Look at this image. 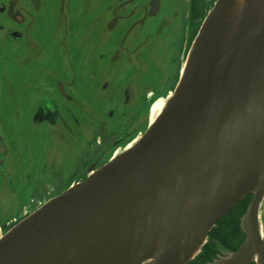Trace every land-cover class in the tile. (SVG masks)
Returning a JSON list of instances; mask_svg holds the SVG:
<instances>
[{"label":"water","instance_id":"obj_1","mask_svg":"<svg viewBox=\"0 0 264 264\" xmlns=\"http://www.w3.org/2000/svg\"><path fill=\"white\" fill-rule=\"evenodd\" d=\"M149 123L127 151L13 225L0 264H187L249 195L247 237L220 264H264V0L215 2Z\"/></svg>","mask_w":264,"mask_h":264},{"label":"flooded vegetation","instance_id":"obj_2","mask_svg":"<svg viewBox=\"0 0 264 264\" xmlns=\"http://www.w3.org/2000/svg\"><path fill=\"white\" fill-rule=\"evenodd\" d=\"M214 1L0 0V184L27 164L34 180L56 164L79 171V181L115 140L144 133L152 76L178 61L182 30L191 35ZM244 204L229 243L221 220L188 264H220L238 251Z\"/></svg>","mask_w":264,"mask_h":264},{"label":"rangeland","instance_id":"obj_3","mask_svg":"<svg viewBox=\"0 0 264 264\" xmlns=\"http://www.w3.org/2000/svg\"><path fill=\"white\" fill-rule=\"evenodd\" d=\"M206 14H207L206 10H204V12L202 10V14H199V16L197 18L196 30L193 31V33H191V35L188 36V32H187L186 33L187 36H186L184 34L185 30H182L183 32H182V39H181V48H180V53L178 54L179 56L177 58L178 61L176 62V60H174L175 59L174 57H172L167 62L164 60L163 61L164 67H165L164 71L161 72V70H160L159 73H155L152 76L154 89H152L151 90L152 93L149 94V98H151V102H149L148 110H147V113L145 116V119H147L148 123L150 121L149 108H150L151 104L153 103V99L155 97H158L159 95L168 94L172 89L175 88V86L178 82V79H179L182 64H183L184 60L186 59V56H187V53H188V50L191 46L192 41L194 40L195 36L198 33L197 31H198V28L200 25L199 23L202 21V19L205 17ZM183 28L184 27L182 25L181 29H183ZM183 39H185V41ZM184 43H186V46H187L186 50H184ZM180 55H181V58H180ZM147 122H145L144 124H146ZM141 129H142V127L140 128V132H141ZM140 132H138V134ZM132 138L133 137L125 138L124 140L125 141L128 139L132 140ZM134 138H136V137H134ZM114 142L112 144L113 148L118 147L119 142H117V143H114ZM49 151H53V150L51 149ZM111 153H112V150H110L109 154L102 156V159H101L102 162L100 161L102 164V165L100 164L101 166H103L107 162V160L111 156ZM92 160H93V157L90 160H88L87 162L90 163V162H92ZM52 162H56L54 157H52ZM87 166L88 165H86V167ZM31 167H32L31 165L27 164L26 167H23L22 171L19 170V169H21L20 165L13 167L12 169L10 168V170H11L10 171V177L12 179V182L9 181V183L5 186H3V184H0V226L2 228L1 232L3 230H6L5 232H7L20 219L25 217L28 212H31L34 209H36L47 198H49L51 196L55 197V196L59 195L62 191L67 189L71 184L77 182L78 179L81 177V176L80 177H77V176L74 177V175H73L75 173L74 171H70L71 169L65 170L64 165H56L55 164L53 166V170H51V171H42V172L39 171L38 172L39 174L37 175V177L34 180L33 175L30 176L31 170H32ZM15 168L19 170L18 173L14 172ZM98 168H95V170H97ZM77 169H78V167L75 170H77ZM75 174H79V171L76 172ZM85 174L87 175L86 171H85L84 175L82 174V178L85 176ZM42 178L49 179L51 184L45 185L46 180H42ZM244 201H247L246 198L241 199L235 205H233L227 211V213L222 217V219L220 218L218 220L216 225L218 223L220 224L221 220H224L229 215L234 214V212H237L238 209L240 208V205ZM237 221H239V220H237ZM214 228L215 227H213L211 229V231ZM240 229L242 232L243 229L241 228V225H240ZM235 230H236V228L231 229V231L224 234L225 236H223L222 233L220 231H218L220 233L219 238L222 239V241H224L222 243L228 244L229 243L228 236H230V234H232V233L234 234ZM207 239H208V237H207ZM206 243H207V240H206ZM205 244L203 245L201 251L204 249V247H206ZM201 251H200V253H201ZM232 254L233 253H231L229 256H223L222 259L226 260ZM194 259H192L191 261H193Z\"/></svg>","mask_w":264,"mask_h":264},{"label":"bare ground","instance_id":"obj_4","mask_svg":"<svg viewBox=\"0 0 264 264\" xmlns=\"http://www.w3.org/2000/svg\"><path fill=\"white\" fill-rule=\"evenodd\" d=\"M217 0L214 1L213 5L215 4ZM236 6V3H234V7ZM213 6L207 11V14L205 15V17L202 19V21L199 23V28L200 29L202 23L204 22L206 16L208 15V13L212 10ZM185 64H186V59L184 60L181 70H180V75L179 77L182 75L183 70L185 68ZM173 90L172 89L168 94H163V95H159L158 97H155L153 99V103L151 104L150 108H149V117H150V123H149V127L154 123L155 119L159 116L161 110L163 109V107L167 104V102L169 101L170 97L173 95ZM150 102H151V98H150ZM146 131V129L144 130V132ZM141 135H143V133H139L138 136L136 138H132V140H129L125 145H119L118 147H116L112 153L111 156L109 157V159L107 160V162L112 161L113 159H115L117 156H119L120 154H122L123 152L127 151L131 146H133L137 140L141 137ZM106 162V163H107ZM93 173L89 172L87 176L91 175ZM85 178L71 184L69 187H72L73 185H76L77 183H80L84 180ZM54 196H51L49 198H47L43 203H41L38 207L42 206L44 203H46L49 199L53 198ZM37 207V208H38ZM36 208V209H37ZM36 209H34L31 212H28L26 214L25 217H27L29 214H31L32 212H34ZM25 217H23L22 219H24ZM20 219V220H22ZM19 220V221H20ZM18 221V222H19ZM17 222V223H18ZM16 223V224H17ZM257 227L259 229V237L261 240V243L264 244V197L260 202V206L258 207V224ZM1 226H0V238L6 233V230H3L1 232Z\"/></svg>","mask_w":264,"mask_h":264},{"label":"trees","instance_id":"obj_5","mask_svg":"<svg viewBox=\"0 0 264 264\" xmlns=\"http://www.w3.org/2000/svg\"><path fill=\"white\" fill-rule=\"evenodd\" d=\"M245 198H246L247 201L243 202V203H245L244 206L247 205L250 196H247ZM245 198H243V199H245ZM239 217H240L239 212H234V214H232L231 216L226 217L224 219L225 223H224V225L222 226V228L220 230V232L222 233L223 236L227 232L231 231V229L237 228V225H238V221L237 220H239ZM214 238H216V237H214Z\"/></svg>","mask_w":264,"mask_h":264},{"label":"clouds","instance_id":"obj_6","mask_svg":"<svg viewBox=\"0 0 264 264\" xmlns=\"http://www.w3.org/2000/svg\"><path fill=\"white\" fill-rule=\"evenodd\" d=\"M49 107H51V105H49Z\"/></svg>","mask_w":264,"mask_h":264}]
</instances>
